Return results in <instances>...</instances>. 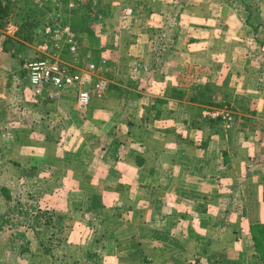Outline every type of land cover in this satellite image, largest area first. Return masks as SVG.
Segmentation results:
<instances>
[{
  "label": "crops",
  "instance_id": "crops-1",
  "mask_svg": "<svg viewBox=\"0 0 264 264\" xmlns=\"http://www.w3.org/2000/svg\"><path fill=\"white\" fill-rule=\"evenodd\" d=\"M173 1L175 17L170 1L131 0L125 53L150 70L114 67L115 47L86 46L110 58L102 99L79 109L71 88L33 95L50 123L25 129L29 144L77 138L78 164L93 163L74 167L78 196L94 186L91 208L115 244L157 264H264L249 226L264 222V0L244 14L230 0ZM223 105L237 113L227 129L203 114Z\"/></svg>",
  "mask_w": 264,
  "mask_h": 264
},
{
  "label": "rangeland",
  "instance_id": "rangeland-1",
  "mask_svg": "<svg viewBox=\"0 0 264 264\" xmlns=\"http://www.w3.org/2000/svg\"><path fill=\"white\" fill-rule=\"evenodd\" d=\"M97 1L93 0L94 3ZM169 1L172 6L169 5L170 9L166 11L171 13L170 16L175 17L178 4H174L173 0H167V2L165 0L166 3ZM101 3V7L99 4H93L90 11V14H93L91 19L98 18V22L94 21L89 25L90 30L83 35L81 46H79L81 58L86 60L88 53L84 51L89 52L88 46L103 44L105 53H109L114 47L115 50L117 49L115 51L117 56L113 55L111 62L114 67L129 68L133 61H141L143 58L141 53L131 57H127L125 53L128 47L126 37L129 33L132 34V20L136 9L133 6V16L123 20L120 17L121 9L125 3L130 5L131 0H101ZM230 3L236 10H243L244 14L246 3L255 7L258 1L230 0ZM248 12L249 17H254L253 11ZM15 23V21H7L0 25V264H70L73 259L79 264H157L154 257L146 259L148 256L146 253L138 250L129 251L123 245L119 246L122 243L115 244L110 240L112 237H109V231L102 230L107 227L101 226L102 220L98 219V212L91 208L94 202H89L92 193L97 191L94 186L89 189L83 184L89 180L91 173L87 174L86 179L79 180V183L83 184L84 195L78 196L79 185H77L78 179L74 178L73 171L76 170L74 167L81 169L86 165L85 168H87L93 163L86 160V163L78 164L77 159L80 156H76L75 153L74 148L77 145L75 136L70 137V141L66 144L62 139L58 140L57 136L51 139L38 138L36 143L29 144L30 132L28 133L25 129L34 126L45 128L49 122L50 113L49 108L36 102L37 98L30 90L26 72L22 66L23 59L35 57L38 52L36 43L25 37L29 35L30 30L27 26L28 21L21 20V25ZM40 29L41 25L31 27V30L37 33H40ZM140 52L143 51L140 50ZM98 55L110 59L101 51ZM141 62L145 63L143 60ZM108 65L110 67V63ZM146 65L147 70H150V65ZM99 100L92 97L86 108L90 109ZM73 108L78 113L82 112L74 106ZM228 108L233 114L234 122L237 113L232 110L234 106ZM72 125L75 124L71 122L70 126ZM32 131L33 135L39 132L34 128ZM70 131L75 132L73 129ZM52 134L50 133L49 136ZM57 140L60 144L57 142L56 148ZM49 142L51 144L48 145ZM47 146L52 147L53 150L56 148L58 152L33 153L34 150L43 152L42 149L44 150ZM30 148L32 149L29 150ZM13 160H18V164L13 163ZM3 187H7L8 195L3 192ZM83 191L80 189L79 194ZM86 194L89 196L85 197ZM88 207L91 209H87ZM47 209L62 210L70 216V222L65 231L71 244L68 246L64 242H57V236H54L55 244L51 254H37L31 261L27 260L25 256H20L19 250L22 244L29 241L32 233H43L41 227L43 215Z\"/></svg>",
  "mask_w": 264,
  "mask_h": 264
},
{
  "label": "built area",
  "instance_id": "built-area-1",
  "mask_svg": "<svg viewBox=\"0 0 264 264\" xmlns=\"http://www.w3.org/2000/svg\"><path fill=\"white\" fill-rule=\"evenodd\" d=\"M34 1L40 7L49 3L52 11L50 12V21L44 23L40 29L44 40L36 43V49L41 55L22 61L30 89L35 95L46 94L50 98H57L63 90L71 88L75 93L77 107L84 109L92 97H103L107 88V79L101 72L105 69L108 61L106 57H100L97 61L89 60L81 65L76 64L80 61L78 57L79 43L70 23L65 20V13L83 0ZM133 14V6L124 5L120 17L127 20ZM65 52L71 55L70 60L62 57ZM129 69L132 71L147 70L148 66L144 62L136 60L130 64ZM203 114L220 118L225 129L229 128L233 122V114L227 105L205 107Z\"/></svg>",
  "mask_w": 264,
  "mask_h": 264
},
{
  "label": "trees",
  "instance_id": "trees-1",
  "mask_svg": "<svg viewBox=\"0 0 264 264\" xmlns=\"http://www.w3.org/2000/svg\"><path fill=\"white\" fill-rule=\"evenodd\" d=\"M93 4H99L101 7V0L94 3L93 0H84L76 7L70 9L65 13V20L70 23L71 29L74 32L79 46L82 41L84 33L89 31V25L94 21L98 22V18H92L93 14L90 11L93 8ZM52 11L49 3L40 7L34 0H0V25L7 21H15L17 25H21V20L28 21V27L30 28L29 35L25 37L35 43L44 40L41 32L32 31L31 27L43 25L50 21V12ZM83 52V51H82ZM86 61L94 60L97 61L98 57L97 50H92L93 54L87 51ZM91 55V56H90ZM81 54L78 47V57L82 61ZM26 58V56L24 57ZM18 164V160H13V163ZM20 164V163H19ZM7 187H3V192L7 193ZM8 195V193H7ZM70 216L66 212L58 209H47L43 215L42 234L30 235L29 241L21 245L19 250L20 256L23 255L27 260H32L34 255H49L52 253L55 241L54 236H57V242H64L65 245H70V241L66 237V228L69 225ZM250 233L253 240L256 254H261L264 263V222H251ZM53 255V254H52ZM70 264H79L76 260H71Z\"/></svg>",
  "mask_w": 264,
  "mask_h": 264
}]
</instances>
